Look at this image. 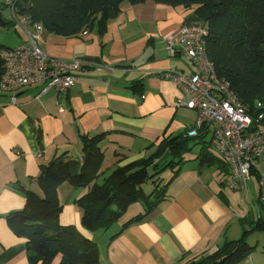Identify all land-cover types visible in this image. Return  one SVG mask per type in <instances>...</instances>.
<instances>
[{"label":"crops","instance_id":"0c3cea01","mask_svg":"<svg viewBox=\"0 0 264 264\" xmlns=\"http://www.w3.org/2000/svg\"><path fill=\"white\" fill-rule=\"evenodd\" d=\"M11 20L9 10L4 9L0 13L1 47L16 46L31 34L45 53L65 59L80 57L86 64L66 94L51 89L37 96L40 86H33L21 91L12 103L0 93V264H32L27 238L15 233L7 218L23 209L27 190L41 194L36 183L41 164L63 152L81 158L82 134L104 133L99 183L113 168L146 159L160 146L162 152L148 169L158 172L153 177L167 169L171 172L164 181L152 178L153 186L173 177L165 198L121 232L120 223L106 230H89L81 224L76 201L91 185L64 182L58 187L62 204L58 223L72 224L80 237L94 241L102 264H179L186 257L210 253L226 240L239 238L246 229L244 220L264 217L258 187L257 214L249 219L245 198L249 194L254 200L250 182L245 192L231 190L224 185L230 174L227 165L222 172L217 163L199 164L200 155L206 152L220 160L208 142L210 125L205 126L208 132L201 130L198 137L177 145L179 154L164 143L181 141L197 118L196 110L175 105L180 89L157 75L166 69L191 71L184 54L166 51L164 37L183 23H204L193 7L124 1L104 26L95 23L85 36L74 37L56 36L45 29L37 33L32 26L20 27ZM234 192L241 193L242 206L233 200ZM127 210L131 219L144 208L134 203Z\"/></svg>","mask_w":264,"mask_h":264},{"label":"trees","instance_id":"16d2710c","mask_svg":"<svg viewBox=\"0 0 264 264\" xmlns=\"http://www.w3.org/2000/svg\"><path fill=\"white\" fill-rule=\"evenodd\" d=\"M124 1L137 4L146 0H16L15 10L17 14L28 15L32 22L40 23L51 34L74 37L84 29L92 28L95 23L104 26ZM152 1L161 5L193 7L207 28L206 51L216 75L229 82L244 104L253 120L252 129L257 125L264 126V0ZM3 48L10 47L0 46V50ZM2 72L0 59V77ZM255 99L259 101L258 105H255ZM201 130L203 133L209 131L206 127ZM198 132L194 136L185 134L181 141L169 139L164 143L173 153L179 154L177 145L187 141V138L198 137ZM103 138L104 133L93 136L82 134L81 158L63 152L41 164L36 176L41 194L27 190L23 209L7 218L10 228L27 238L30 263L54 264V259L60 256L57 264H102L94 241L80 237L74 225L58 223L62 210L58 187L64 182L72 186L91 185L89 191L76 201L81 211V224L89 230L109 229L130 205L141 202L144 211L122 223L121 232L132 221L150 213L165 198L166 188L173 177L165 183H154L150 193L143 189V184L158 173H150L148 166L160 155L162 146L146 159L113 168L102 182H97L103 160ZM213 162L222 172L226 171V164L210 153L200 155L201 166ZM251 172L252 180L255 179L258 184L257 172L253 168ZM257 187L259 202L264 208L259 185ZM247 222L250 229L264 230V217ZM250 229H245L239 238L226 240L210 253L179 264H240L254 249L245 238Z\"/></svg>","mask_w":264,"mask_h":264},{"label":"built area","instance_id":"2783aa9c","mask_svg":"<svg viewBox=\"0 0 264 264\" xmlns=\"http://www.w3.org/2000/svg\"><path fill=\"white\" fill-rule=\"evenodd\" d=\"M16 0H0V13L8 9L12 20L20 27L32 26L39 33L43 27L32 22L28 15L17 14ZM87 29L80 32L85 36ZM208 31L205 24H181L164 37L165 49L173 55L182 53L191 66L190 72L166 69L158 77L171 80L181 91L175 105L197 111L193 127L186 132L194 136L210 125L209 145L230 168L224 185L235 191H246L252 180V168L257 172L260 200L264 205V173L258 160L264 153V126L252 129V117L244 104L231 89L229 82L218 78L206 51ZM3 72L0 77V93L15 103L25 88L40 86V94L55 90L66 94L77 80V73L86 64L80 57L70 59L51 56L40 49L30 34L16 46L0 50ZM259 118H263L259 115Z\"/></svg>","mask_w":264,"mask_h":264},{"label":"rangeland","instance_id":"374dc122","mask_svg":"<svg viewBox=\"0 0 264 264\" xmlns=\"http://www.w3.org/2000/svg\"><path fill=\"white\" fill-rule=\"evenodd\" d=\"M213 153L215 154V152H213ZM220 161L222 162L221 159H220ZM258 167L264 173V155H262L260 157V159L258 160ZM170 172L171 171L169 169H167L165 173L162 172L161 174L156 175L155 177H153V179L154 180H160V181L163 180L164 181V180H166L168 178ZM256 183H257V181L255 179L251 180L250 183H249V190L251 191V196H253L254 200H250L249 199V194H247L246 198H245V201L248 203V207H249V214L248 215L246 214L249 219L255 218V215L257 214V210H258V205H259V204L257 205V203L255 202V201H257L256 200V193H257ZM152 188H153L152 180H148L147 182H145L143 184V189L145 190L146 193H149ZM233 200L235 202H238L241 206H242V203L244 202L240 192H234ZM136 203L139 206L140 205L143 206V204L141 202H136ZM135 207H137V206H135ZM132 211H134V210H132ZM129 218H130L129 217V210H127V212H125L118 219V221L115 222V223H116L117 226H118V223H120V227H121V224L126 222L127 220H129ZM244 225H245L246 229H250L249 222H246ZM245 238H246L247 242L250 245L254 246V249L251 252V254L248 256V258H246L240 264H264V230L259 231V230L250 229L245 234ZM192 258L193 257H186L183 261H187V260L192 259Z\"/></svg>","mask_w":264,"mask_h":264},{"label":"water","instance_id":"95a60500","mask_svg":"<svg viewBox=\"0 0 264 264\" xmlns=\"http://www.w3.org/2000/svg\"><path fill=\"white\" fill-rule=\"evenodd\" d=\"M255 105L259 104V101L257 99L254 100Z\"/></svg>","mask_w":264,"mask_h":264}]
</instances>
